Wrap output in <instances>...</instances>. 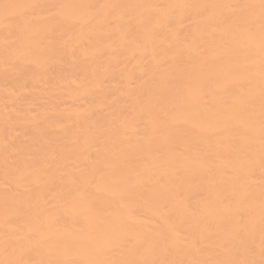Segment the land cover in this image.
Returning <instances> with one entry per match:
<instances>
[{
    "label": "bare ground",
    "instance_id": "1",
    "mask_svg": "<svg viewBox=\"0 0 264 264\" xmlns=\"http://www.w3.org/2000/svg\"><path fill=\"white\" fill-rule=\"evenodd\" d=\"M0 264H264V0H0Z\"/></svg>",
    "mask_w": 264,
    "mask_h": 264
}]
</instances>
